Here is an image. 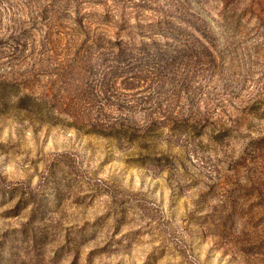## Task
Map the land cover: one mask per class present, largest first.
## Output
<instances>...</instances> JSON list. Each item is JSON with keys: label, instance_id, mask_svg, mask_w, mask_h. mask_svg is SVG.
<instances>
[{"label": "rangeland", "instance_id": "1", "mask_svg": "<svg viewBox=\"0 0 264 264\" xmlns=\"http://www.w3.org/2000/svg\"><path fill=\"white\" fill-rule=\"evenodd\" d=\"M0 264H264V0H0Z\"/></svg>", "mask_w": 264, "mask_h": 264}]
</instances>
